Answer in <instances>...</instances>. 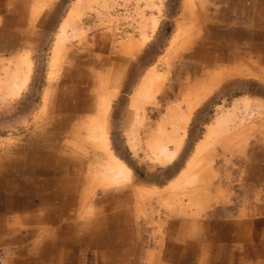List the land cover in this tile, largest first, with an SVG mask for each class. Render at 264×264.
Listing matches in <instances>:
<instances>
[{
	"label": "rangeland",
	"instance_id": "374dc122",
	"mask_svg": "<svg viewBox=\"0 0 264 264\" xmlns=\"http://www.w3.org/2000/svg\"><path fill=\"white\" fill-rule=\"evenodd\" d=\"M24 5V0L15 3V13L9 16L16 18L14 24L9 23V18L0 19V28H10L9 31L16 35L15 41L18 39V44L12 46L9 51H5V46H0V147L15 142L25 143L28 138L27 142L31 148L32 138L43 128L47 129V138L55 137L59 130L53 129L47 122L50 118L48 116L57 112L50 111L48 116L43 114L46 94H49L52 99L51 106H54L58 95L69 90L71 86H75L76 90L84 81L82 75L87 74L88 78L92 75H88L90 67L83 65V60L100 57L101 60L110 58L115 62L121 58L120 62L113 65L125 68L122 75H114L115 79L111 77L112 82L110 80L99 99L103 101L106 98L105 100L110 102V112L107 116L110 126L107 129L109 150L131 170L135 180L114 184L115 182L108 178L98 177L95 196L91 199L92 193H87L86 198H81L80 206L77 197V203L73 205L76 207L72 210L81 209V219L84 217L88 220H92L95 211L100 208L102 215L111 213V216H116L121 211H129L130 227L137 229L140 225L138 229L143 234L142 241L133 244L137 247L139 262L149 264L148 261L154 259L153 255H164L168 245L163 240L169 237L171 231L168 224L164 226L160 231V242L159 239H150L153 237L151 234L157 232L171 217L175 221L182 217L179 199L182 198L188 183L176 181L192 157L197 143L209 138L208 153L205 152V156L201 158L203 162H209L213 149L217 147L221 137H224L225 128L233 126L234 122L252 124L264 118V0H32L28 2L27 12ZM31 5L33 24L28 28L27 16L28 13L31 14ZM6 8L5 1L0 0V14H3ZM201 14L206 16L204 25L207 24L215 34L227 26L248 34L236 36L234 39L240 57H244L248 65H243L242 68L245 69L242 74L227 77L212 86L196 105L189 108L192 97L181 96L188 85L176 71H184L183 62L188 59L178 60L174 52L179 49L183 51L186 41L190 39L189 32L195 35L192 25L195 22L202 25L199 20ZM246 14H249L250 20L245 19ZM66 21H69V25L64 27L63 32V24ZM179 24L184 28L181 42L185 43L183 47L180 42L179 45L171 46ZM29 30L33 32L32 35ZM198 31L202 36L201 40H210L204 29ZM58 39L62 49L59 63L55 61L56 68L54 67L52 73L50 63L54 58V47ZM5 40H8V37L4 36L1 41ZM98 43L101 47L100 53L96 50ZM185 49V53H188L189 46ZM73 54L80 58L78 65L73 59ZM25 58L29 62L24 64ZM26 64H30L31 70L27 81L19 88L21 81L17 71L24 73ZM17 65H20L19 69ZM151 69H155L164 79L145 100H141L138 90L143 78ZM89 81L90 79L85 81V86L92 85ZM105 82L106 80H103L99 83L104 85ZM96 86L97 84H94V88ZM261 116L263 118H260ZM167 121H171V124L166 125ZM181 121L185 129L180 149L170 141L168 148L176 152L173 160L169 163L158 161L145 143L147 138L148 143L154 141V136L162 126L169 131L170 125L176 126ZM263 128L259 126L258 129L262 131ZM249 129L250 127L247 128V134L239 135L238 139H241L240 146L245 152L248 153L250 148L252 151L253 148L256 149L252 168L240 166L239 162L242 160L236 162L238 156L242 157L240 154L245 156L244 150L235 154L233 160L227 158V162L222 161V164L214 169L223 179L221 190H212L205 202L204 199L200 200L207 206L199 207L193 204L186 211L188 215L183 216L187 217L186 221L194 223L188 236L191 242L203 245V258L206 253H213V248L223 246L227 254L225 255L233 257L228 261L229 264H264V139L260 132L254 133L255 131ZM178 132L182 133L180 129ZM84 134L83 129L79 141H82ZM150 134H154L152 139ZM58 137L61 145L57 150L65 153V141ZM38 139L40 138H36V141ZM69 141L72 142L71 139ZM68 150L70 152L69 148ZM234 151L237 152L235 149ZM26 152L29 153L27 157L30 159V152ZM35 159V163H38V159ZM40 161L48 162L47 158ZM127 187L139 190L140 199L132 201L131 197L132 202L128 200L130 204L122 206L124 209L119 208L121 206L117 207V210L114 209L115 204L125 195H120L117 200L112 198L113 195L117 194V190H128ZM102 189L108 190L107 198ZM159 197L162 202L154 203ZM64 199L71 201L67 196ZM71 207L67 206L66 210ZM80 215L74 214L75 222H79L77 216ZM158 217L162 218L161 224ZM245 222V226L241 224ZM252 222L254 230L249 226ZM123 226L125 224H120L117 228ZM256 252L258 257L255 259ZM96 263L99 264L88 259L80 264Z\"/></svg>",
	"mask_w": 264,
	"mask_h": 264
},
{
	"label": "bare ground",
	"instance_id": "6f19581e",
	"mask_svg": "<svg viewBox=\"0 0 264 264\" xmlns=\"http://www.w3.org/2000/svg\"><path fill=\"white\" fill-rule=\"evenodd\" d=\"M24 3H26V5H24V9L25 12H27L26 7L28 0H24ZM8 18L10 24H14L16 22V18L14 17L13 18L8 17ZM245 19L250 20L249 14L245 15ZM199 20L202 22V25H200L199 23L196 24V22L194 23V25H192L193 28H195L194 30L195 35L190 32L189 33L186 32L189 34L188 38L190 39L186 41L187 43L185 44L184 47L183 44L185 42L183 41L181 42L182 38L184 37L183 36L184 28L183 25L181 24L177 26V32L174 35L171 42V46L179 45L178 42H180L181 47H183V51H181L182 49L175 50L174 54L176 58L178 60L188 59V61L183 62L184 71L182 72L181 70H176V71H178V75H181V78L184 79V81H186L184 83L188 85V87L185 88V92L181 94V96L183 98L184 96L185 97L187 96V98L192 97L191 98L192 103L188 105L189 108H192L194 105H196L201 100V98H203L204 95H206L211 90V88L215 86V84L219 83L222 79H225L227 77L242 74V72L245 69L242 68L243 65L244 66L248 65V63L244 61V57H240V53L238 52V46L234 41L236 36L237 37L239 36L241 37L244 35L248 36V34L234 30L235 27L233 28L232 26H227L228 28L225 27V29H219L215 34L211 31V28L207 27V24L204 25V23L206 22L205 15L201 14ZM63 25L64 26L62 28V31L64 32L65 30L64 27L69 25V21L64 22ZM198 29H204L205 34L207 35V37L210 38V40L207 39L204 41L201 40L202 36H200ZM9 30L10 28H5V29L0 28V46L3 47L5 46L4 47L5 51H9V49H11L12 46H16L18 44L16 42L18 41V39L15 41L16 35H14ZM4 36L8 37V40L2 42L1 40ZM211 38L213 40H211ZM59 39L55 43L54 55L52 54L54 58L52 60V63H50L52 65L51 67L52 73L54 72L53 70L56 63L55 61L58 62L60 59V50L62 49V44L60 42L61 39L60 40ZM205 44H207L208 46H205ZM186 46H189V49L187 50L188 53H185ZM99 47L100 45L98 43L96 49L98 53H100L99 49L101 48ZM67 52L68 51H66V54ZM75 55L76 54H73V59L75 60V63L78 65L80 58L75 57ZM97 56H99V54ZM64 58H66V56ZM23 60L25 61L24 64L29 62L27 58ZM121 60H122L121 58H118L115 62H113L110 58H106L105 61V59L101 60L100 57H96L95 59H90L89 61L83 60V65L90 67V69L88 70V75L89 73L92 75L89 76V78L87 74L81 76L82 80L84 81H82L79 84V87L77 88L78 90L77 89L74 90L75 86H71L69 90H66L62 94L58 95L56 101L54 100L55 101L54 106L53 105L51 106L52 99L51 97H49L48 93L46 94V97L44 99L45 110L43 114L48 116L50 111L57 112L55 115L52 114L51 116L50 115L48 116L50 118L47 123L49 124V126H52L53 129L56 128L57 130H59V134L56 133L55 137L49 139V137L47 138L45 133L47 129L43 128L39 134L35 135L36 137L34 136L32 138L33 145L31 146L32 148L28 149V152H30L29 162H31L30 164L32 165L30 168L31 173H33L34 176L36 175L35 177H38L39 175H43L42 177L47 179V184L49 185V191H50L49 201H52V198L54 197L57 198V194H56V192L58 193L57 190L62 192L64 190L66 196L69 197V199L71 200L68 202V200L64 198L63 200H61L60 198H58L57 200L55 199L57 201V203H55L57 206L54 208H58V204H59L60 206L59 209L64 208L66 210L67 206H72L70 209H73V207H76L73 205H76L77 197L79 198L78 204L80 206L82 204L81 198L83 196L86 198L88 196L87 193L89 194L92 193L91 194L92 196L91 199H92L96 194V191L94 192V190L98 183L97 182L98 177L99 178L103 177L104 179L108 178L109 180L115 182L114 184L123 183L127 180H130L131 182L135 180L133 179L131 170L109 150L107 129L110 126H109V122L107 121V116L109 115L110 112V102L105 100L106 98L103 99V101H100L99 99L100 94H103L106 91L107 84H110V80L112 82L111 77L115 79L114 75H120V76L122 75V72L124 71L125 68L122 66L120 67V65H115V66L113 65V63L120 62ZM100 62H102L103 64L102 63L100 64ZM25 67L26 68L24 73L17 71V75L21 81V83L18 85L19 88L22 85H24V83L27 81L29 72L31 70L30 64H26ZM19 68L20 65H17V69ZM115 68H117V70ZM88 79H90L89 82L92 83L90 87L87 85L85 86L86 83L85 81H87ZM163 79L164 78H162L161 75L157 74L155 69H151V71L148 72L142 80V83L140 85L141 87L138 90L139 99L145 100V98L153 92L155 86L161 84ZM103 80H106L104 85H103L104 82L99 83ZM94 84H97L95 88H94ZM75 92H80V93L75 94ZM81 94L83 96H81ZM249 103L250 102H248V105ZM78 109H80V111H77ZM260 118H263V116H261ZM167 123L171 124V121L169 122L167 121L166 125ZM253 123L252 124L251 122L243 123L239 121L236 123L234 122L233 126H229V127L226 126L227 127V129L225 128L226 131H223L225 132L223 135L224 137H221L219 143L216 144L217 147L213 149L211 153L212 156L211 157L209 156L210 157L209 162L205 163V161L203 162L201 160V158L205 156L204 155L205 152L208 153V149L210 145V142L208 141L209 138H204V140H201L199 143H197L192 157L187 161L185 168L183 169V171L181 172L180 176L176 181V183L179 182L188 183V187L183 192L182 198L179 199L180 207L182 208L181 209L182 217L179 221H175L171 217V219L167 220L165 224H162L158 228L159 232L164 226L166 227L167 224L169 225L168 228H170V231L174 230L175 227H173V225H178L182 227L184 224H187L188 223L186 222V220H188L187 217L186 218L183 217L185 215H188L186 212L187 209L193 204H196L199 207L207 206L206 203H202L200 202V200L204 199L205 202V199L209 197L210 193H212V190H216V191L221 190L222 187L221 183L223 179L220 173L216 172L214 169H216L217 165H221L222 161L223 163L227 162V158L233 160L232 157H234L235 154H238V152L241 153L244 150L243 147L240 146L241 139L240 140L238 139L239 135L247 134V128L250 127L249 130L255 131L254 133L260 132L262 134V138L264 139V131H263L264 128L262 131L258 129L259 126L264 127V118L261 121L257 120L256 123L255 122ZM46 126L47 128L49 127L48 125ZM170 126L171 129L169 131L165 129L164 126H162L161 128L159 127L160 130L159 128H158L159 130L158 132L156 130L157 134L155 133L156 136H154V141L150 140L152 143L151 142L148 143L147 142L148 138H147V141L145 142L146 145L149 146V148L151 149V153L155 157V159H157L158 161L160 160L164 163L171 162L176 154V152H172L168 148V144L171 141L172 143H174L176 146L179 147V145L182 142L184 135L183 131L185 129L184 125L182 124V121L179 122V124L176 126L178 127V130L180 129V131H182L183 134L179 133L178 130H176L177 127L175 125H174L175 127L173 125ZM83 129L85 131V134L83 135L82 141H79L81 137V131H83ZM151 134L149 135L150 138L151 136L153 137L154 135ZM58 136H60L65 141V146H64L65 153L63 151L57 150L59 149L58 146L61 145V141L59 140ZM36 138H40V139L36 141ZM69 139H71L72 142H70ZM66 140L69 142H66ZM68 148L70 149V152ZM84 149L86 150V152ZM178 149H180V147ZM234 149L237 150V152L234 151ZM254 151L256 152L255 148H253V151L250 148L248 153L247 151L245 152L244 150L245 156H243V154H240L242 155V157L238 156L236 162H239L237 160H242L239 162L240 166L243 165L244 167H247L249 169L252 168L251 167L252 161L255 157ZM35 158L38 159L37 160L38 163H35L36 160ZM42 158L43 159L47 158L48 162L40 161L42 160ZM257 181H261V180L257 179ZM216 183H218L219 185L218 184L216 185ZM55 186H57L58 188H55ZM127 188L128 190L125 188L124 190H117V194H115V196L112 197L117 200L120 195L122 196L125 195V197L121 201H118L119 202L118 205L117 203L115 204L114 209H116L119 206H121L119 208H122V206L124 205L126 206L127 203L130 204L128 200L131 201V197L133 199L132 201H137V199H140L139 196L141 194L139 193V190L132 187L131 188L127 187ZM102 190H103L102 191L103 195L107 198L106 194L108 190L107 189H102ZM128 194H129V198H128ZM160 199L161 198L159 197V199H157L156 202L154 203H161L162 201ZM50 204L53 203L50 202L47 205ZM95 204H97V201H95ZM122 209H124V207ZM90 210H91V206H90ZM152 210L154 209L152 208ZM101 212H102V208L96 210L94 214V218L92 220H88V218H84V217L81 219L80 216H77L79 222L76 221L80 223L82 227H85V230L87 231L88 228L90 229L93 228L94 231L96 230L97 231L96 241H98V239L100 238H102L103 241H108L109 237L107 238L103 236L102 234L103 230H105L104 232H106V229H108L109 226H115V228H117L120 224L123 223L126 224L127 220L131 219L130 217L131 214L129 211H121L122 214L118 213V215L116 216L115 214L111 216V213L109 215L106 214L102 215ZM138 212L141 213L140 209H138ZM151 214L153 215V213ZM158 218H159L158 222H160L161 224L162 218L161 217ZM192 218L195 217L192 216ZM122 221L123 223H120ZM241 224L245 226L247 223L245 222Z\"/></svg>",
	"mask_w": 264,
	"mask_h": 264
},
{
	"label": "crops",
	"instance_id": "0c3cea01",
	"mask_svg": "<svg viewBox=\"0 0 264 264\" xmlns=\"http://www.w3.org/2000/svg\"><path fill=\"white\" fill-rule=\"evenodd\" d=\"M4 1L7 8L0 14V19L15 13V3L18 2ZM31 1L28 0L29 3ZM30 8L31 14L28 13L27 16L28 28L33 24V5ZM29 31L32 35L33 32ZM27 141L28 138L25 143L15 142L0 147V248L6 250L7 264H80L88 259L99 264H141L137 247L134 246L137 241H142L143 234L138 229L140 225L137 229H132L131 222L127 220L124 228L109 226L106 232L103 230L102 233L103 236L109 237L108 241H103L102 238L96 241L97 231L93 228L85 230V227L73 218L74 214L81 213V209H59V205L54 208L58 198L66 197L64 190H57V198L49 201L47 179L42 177L43 175L35 177L36 175L31 173L32 165L27 157L29 153L26 152L30 149V144ZM50 202L53 204L47 205ZM186 222L188 223L182 227L173 225L174 230L163 240L168 245L164 255H153L154 259L149 260V264H165V261L166 264H229L228 261L233 257L226 256L223 246L213 248V253H206L203 258V245L191 242L188 236L194 223ZM253 223L249 225L252 230ZM157 232L154 231L150 239H159L160 242L161 234ZM254 256L256 259L258 253Z\"/></svg>",
	"mask_w": 264,
	"mask_h": 264
},
{
	"label": "built area",
	"instance_id": "2783aa9c",
	"mask_svg": "<svg viewBox=\"0 0 264 264\" xmlns=\"http://www.w3.org/2000/svg\"><path fill=\"white\" fill-rule=\"evenodd\" d=\"M0 264H7V253L3 248H0Z\"/></svg>",
	"mask_w": 264,
	"mask_h": 264
}]
</instances>
